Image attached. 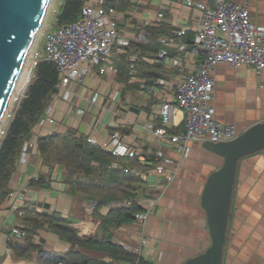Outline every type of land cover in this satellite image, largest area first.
Listing matches in <instances>:
<instances>
[{
    "label": "crops",
    "instance_id": "obj_1",
    "mask_svg": "<svg viewBox=\"0 0 264 264\" xmlns=\"http://www.w3.org/2000/svg\"><path fill=\"white\" fill-rule=\"evenodd\" d=\"M164 2L166 1L148 0L147 4H139V10L137 9L133 19L136 25L156 24L153 20L154 10H158ZM169 3L164 12H168L175 20L184 13L196 14V11L186 9L180 1L170 0ZM149 6L152 11L150 14H153L149 19L152 20L146 21L143 17L149 15L143 10ZM247 8L251 19L264 26V0H247ZM134 9L136 6L131 3L126 10ZM188 25H193L191 19ZM156 39L157 37L152 42L157 43ZM144 45L147 46L146 49L134 43L126 49L123 55L128 62L133 63L140 58L147 65H158L161 68L159 77H165L170 83H174L183 72L188 71L184 60L176 67L167 63L168 59H159L153 63V56L161 45L153 47L149 42ZM188 49L190 48L177 53L173 48H167L171 58L179 59L188 55ZM114 64L117 68L115 74L87 77L82 84L66 87L65 98L61 95L55 99L54 96L48 104V113L45 115L44 112L43 115L45 117L48 114L54 122L42 126L38 121L26 137L23 144L27 148L25 158L18 160L9 184V193L21 194V201L14 203L8 193L0 205V264H36V251H32L27 257L17 256L7 243L10 239L23 242V239H16L12 235L11 229L14 226L23 227L16 212L24 202L37 213L56 212L62 218L72 215L75 220L69 225L85 238H92L99 232L100 217L106 216L109 211L103 203L96 210L98 216L94 213L86 214L85 206L90 199L75 203V199L65 191L66 185L61 180L59 166L50 170L49 188L28 185L32 178L50 174L48 166L42 163L37 151L36 139L53 132L72 131L102 141L109 133L117 131L133 146L142 147L143 150L152 147L153 151L156 147L159 148L163 156L171 161L165 165L173 174L169 183L153 173L145 176L147 195L133 200L140 202L139 207L149 209V213L144 219L135 218L114 229L113 243L137 253L144 264H182L209 245L201 194L207 176L221 164L222 158L204 149L202 140L190 141L188 155L180 157L167 147H159L154 139L147 138L144 126L151 121L157 122L158 110L153 96L145 92L136 81L145 78L133 72L124 78L118 72L115 62ZM212 76L214 88L211 104L215 120L233 125L238 134L254 123L264 122V69L256 72L245 65L232 68L226 63H218L212 70ZM95 89L99 97L95 102H90ZM78 110L83 113H78ZM179 113L176 120V109L170 128L176 130L175 133L183 129V111ZM132 132L137 133L138 137L133 139ZM34 235L37 236L36 239L33 238ZM34 235L32 243L45 250L64 253L70 248V244L55 233L38 230ZM142 241L144 242L141 243ZM105 258L109 257L102 256L97 264H105ZM221 264H264V149L238 160Z\"/></svg>",
    "mask_w": 264,
    "mask_h": 264
},
{
    "label": "built area",
    "instance_id": "obj_2",
    "mask_svg": "<svg viewBox=\"0 0 264 264\" xmlns=\"http://www.w3.org/2000/svg\"><path fill=\"white\" fill-rule=\"evenodd\" d=\"M147 1L130 0L132 5L136 6L134 11H117L113 8L106 9L104 0H85L80 15L75 21L44 33V59L55 65L59 77L56 84L58 90L55 97L53 96L55 99L61 95L65 98L66 87L82 84L87 77L115 74L117 68L113 60L114 54H125L126 49L133 43L144 45L148 42L149 34L145 28L147 24L136 25L133 20L136 17L135 12H138V5L147 4ZM165 1L158 10H154L153 20L157 23L164 19V11L170 4V0ZM177 1L189 11H196V14L184 13L177 20L170 16V24L177 30V38L171 35L157 36V43L161 47L153 56L152 62L168 59L167 63L176 67L184 60L188 71L183 72L174 83H170L165 77H159L149 85H146L145 79H136V81L145 92L153 96L154 105L158 110L157 122L151 121L144 126L147 138L157 141L159 147H167L180 157H186L190 141L219 142L231 140L238 135L233 125L220 123L213 117L212 70L218 63H226L232 68L245 65L256 72L264 69V26L251 19L247 0ZM143 11L149 15L143 19L152 20L149 19L153 15L150 14L151 7ZM190 19L193 22L192 26L188 25ZM190 31L193 33V40L188 55L184 59L171 58L172 55L167 48H173L177 53L183 52L187 49L183 38ZM98 97L97 90H93L90 102H95ZM177 108L183 111V129L178 133H171L169 131ZM48 111L47 107L45 115ZM78 113L83 111L78 110ZM53 122L54 120L47 114L45 117L42 116L38 124L44 126ZM132 135L133 139L138 137L137 133L132 132ZM86 140L91 144L99 145L115 157L135 158L137 162L135 166L123 167L122 170L125 173L138 175L143 181L145 176L151 173L162 178L166 183L173 178V174L165 167L171 161L164 157L157 147L155 151L152 147L143 150L142 147L131 145L117 131L109 133L102 141L90 136H87ZM26 152L27 148L23 146L21 160H24ZM145 155H154L160 162L156 164L146 162ZM111 166L116 167V164L112 163ZM8 197L15 203L21 201L22 195L9 193ZM132 204L141 206L138 201L117 199L105 203V207L106 209L127 208ZM96 206L95 200H88L85 206L86 214H92ZM148 213L149 209H144L143 212L135 214V218L144 219ZM11 233L16 239H23L22 227H12ZM33 238L36 239L37 236L34 235ZM141 260L138 255L133 261L119 260L116 264H142ZM110 261L111 259L105 258L104 263L108 264Z\"/></svg>",
    "mask_w": 264,
    "mask_h": 264
},
{
    "label": "trees",
    "instance_id": "obj_3",
    "mask_svg": "<svg viewBox=\"0 0 264 264\" xmlns=\"http://www.w3.org/2000/svg\"><path fill=\"white\" fill-rule=\"evenodd\" d=\"M84 2L85 0H64L56 16L57 25L50 30L75 21ZM130 5V0H104L106 9L124 11ZM164 13V19L160 23L145 26L149 34L148 42L153 47L159 46L158 43L152 42L157 36L171 35L177 38V30L170 24L169 13ZM183 40L187 48H191L192 32H187ZM140 47L147 48L146 45ZM113 60L124 78L133 72L145 78L146 85H149L161 76V68L158 65H147L140 58L130 63L125 55L114 54ZM58 80L55 65L40 58L35 65L33 77L0 139V205L10 192V180L20 159L24 141L57 93ZM170 132L175 133L176 130L172 129ZM36 145L44 165L50 170L55 166L61 168V180L66 185L65 191L75 199L76 204L82 199H92L96 200L98 208L112 198L133 200L147 195L148 188L145 182L138 175L122 170L123 167L135 166L137 163L135 158L115 157L72 131L39 136ZM145 160L153 164L160 162L154 155H145ZM112 163H115L116 167H112ZM50 177L51 171L50 174H40L37 178L29 180L28 185L49 188ZM140 212H143V208L136 204L127 208H111L106 216L100 217L99 232L92 238H85L69 225L75 220L72 215L62 218L56 212L37 213L24 202L16 212L23 225V242L10 239L7 243L17 256L27 257L32 251H36V264H97L102 256L111 259L108 264H116L119 260L133 261L137 258V253L113 243L112 237L114 229L122 223L133 221L135 214ZM94 215L98 216L96 211ZM38 230L57 234L61 240L70 244V248L64 253H57L34 245L32 237ZM141 262L145 263L143 260Z\"/></svg>",
    "mask_w": 264,
    "mask_h": 264
},
{
    "label": "water",
    "instance_id": "obj_4",
    "mask_svg": "<svg viewBox=\"0 0 264 264\" xmlns=\"http://www.w3.org/2000/svg\"><path fill=\"white\" fill-rule=\"evenodd\" d=\"M50 1L0 0V123ZM202 147L222 158L207 176L201 194L210 243L182 264H221L237 163L264 149V122L250 125L231 140H204Z\"/></svg>",
    "mask_w": 264,
    "mask_h": 264
},
{
    "label": "rangeland",
    "instance_id": "obj_5",
    "mask_svg": "<svg viewBox=\"0 0 264 264\" xmlns=\"http://www.w3.org/2000/svg\"><path fill=\"white\" fill-rule=\"evenodd\" d=\"M63 1L64 0H51L50 1L49 7H48V9L46 11L45 17H44V19L42 21V24L40 26L38 34H37V36H36V38L34 40V43H33L32 47H31V49H30L28 57L26 58L25 63L23 65V67L25 69H27V70L29 69L31 71L30 79H29L28 83L26 84V87L24 88L22 95L19 96L17 100H16V97H17L16 95H14L11 98L10 103L8 105V108L6 110V113L4 114V117H3V119H2V121L0 123V139L4 135V132L6 131L7 125L9 123L11 117L13 116L15 108H16L19 100L23 97V95H24V93L26 91V88H27L28 84L30 83V81H31V79L33 77L34 68H35V65H36L35 63H37L40 60V58H44V54H43V35H44V33L47 30H50L51 28H53L54 26L57 25L56 16H57V13H58L59 8H60V6H61ZM179 112H181V110L179 108H177V114H176V117H175L176 120L180 116ZM84 138L86 140L87 136H85ZM123 199H125V198H123ZM114 200H117V199H113L112 198L110 201H114ZM96 210H97V206H96L94 211H96ZM80 229H82V228L80 227Z\"/></svg>",
    "mask_w": 264,
    "mask_h": 264
},
{
    "label": "bare ground",
    "instance_id": "obj_6",
    "mask_svg": "<svg viewBox=\"0 0 264 264\" xmlns=\"http://www.w3.org/2000/svg\"><path fill=\"white\" fill-rule=\"evenodd\" d=\"M30 75H31V71L29 69L27 70L24 67H22V70H21V72H20V74H19V76L17 78L16 83H15L12 97L14 95H16L17 97L22 95L23 90L26 87V84L28 83V81L30 79ZM85 227H86V225L84 226V228Z\"/></svg>",
    "mask_w": 264,
    "mask_h": 264
}]
</instances>
